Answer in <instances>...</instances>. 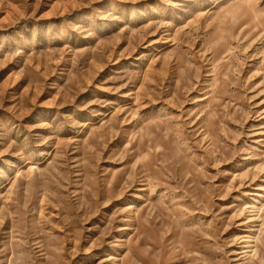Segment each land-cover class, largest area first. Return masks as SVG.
<instances>
[{"label": "rangeland", "instance_id": "1", "mask_svg": "<svg viewBox=\"0 0 264 264\" xmlns=\"http://www.w3.org/2000/svg\"><path fill=\"white\" fill-rule=\"evenodd\" d=\"M0 264H264V0H0Z\"/></svg>", "mask_w": 264, "mask_h": 264}]
</instances>
